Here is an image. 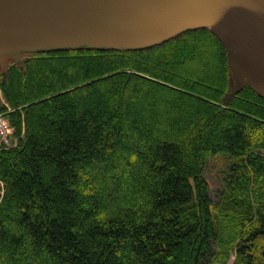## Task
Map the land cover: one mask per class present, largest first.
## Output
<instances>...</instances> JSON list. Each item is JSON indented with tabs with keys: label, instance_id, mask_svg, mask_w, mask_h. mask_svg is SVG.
<instances>
[{
	"label": "trees",
	"instance_id": "trees-1",
	"mask_svg": "<svg viewBox=\"0 0 264 264\" xmlns=\"http://www.w3.org/2000/svg\"><path fill=\"white\" fill-rule=\"evenodd\" d=\"M0 88L24 131L0 149V264H208L217 246L264 264V97L236 89L213 32L35 50Z\"/></svg>",
	"mask_w": 264,
	"mask_h": 264
},
{
	"label": "water",
	"instance_id": "water-1",
	"mask_svg": "<svg viewBox=\"0 0 264 264\" xmlns=\"http://www.w3.org/2000/svg\"><path fill=\"white\" fill-rule=\"evenodd\" d=\"M24 28L19 46L142 48L206 28L223 43L236 89L264 97V0H0Z\"/></svg>",
	"mask_w": 264,
	"mask_h": 264
},
{
	"label": "rangeland",
	"instance_id": "rangeland-1",
	"mask_svg": "<svg viewBox=\"0 0 264 264\" xmlns=\"http://www.w3.org/2000/svg\"><path fill=\"white\" fill-rule=\"evenodd\" d=\"M12 13H14V10L3 9L0 6V50H7L11 47L19 46L17 44L18 37L24 34L23 26L19 24V22L16 19L14 18L11 19ZM17 53H21V52H17ZM7 54L12 55L14 53L13 52L2 53L0 51V71L7 70L5 69V67L9 63L13 62L12 60L4 59L3 56ZM28 57L29 56L27 55L26 56L21 55L19 58L20 60H17L14 63L19 64L20 62L25 61V59ZM244 82L245 83L247 82L245 77H244ZM1 92H0V109L3 108V110L2 111L0 110V113L5 114V116H7L8 121L10 123L7 113L12 112L13 110L9 107V104L6 103L3 97V94ZM85 98L88 99L90 97L89 95H87ZM246 118L248 119V121L253 120V118L252 117L250 118L249 116H246ZM248 124L250 125V122H248ZM10 126H11L12 141L10 145L6 147L15 148L19 143L20 137L24 136V131L22 129L21 135L18 137L15 135L14 127L11 125V123H10ZM3 147L4 146L0 142V149ZM229 161L230 160L228 158L222 155L210 156V158L207 159L206 168L204 171V178L207 181L208 186H209V196L213 202V209H216V207L214 208V205H217L220 203L221 194L225 190V179L229 174V170H228ZM2 183L4 184L3 181ZM251 187H252V184L250 185L249 188L251 189ZM2 197L3 195H0L1 199ZM219 207L220 205L217 207V211H219ZM216 250L218 254H216L215 257L212 256L211 261L208 264H234L235 263V248L232 249L231 251L224 252L220 250L219 247L217 246ZM224 255H226L227 258L226 257L224 258L223 257ZM224 259H226V261Z\"/></svg>",
	"mask_w": 264,
	"mask_h": 264
},
{
	"label": "built area",
	"instance_id": "built-area-1",
	"mask_svg": "<svg viewBox=\"0 0 264 264\" xmlns=\"http://www.w3.org/2000/svg\"><path fill=\"white\" fill-rule=\"evenodd\" d=\"M11 135V127L8 121L0 115V141L5 145H9ZM4 192V184L0 181V195Z\"/></svg>",
	"mask_w": 264,
	"mask_h": 264
},
{
	"label": "flooded vegetation",
	"instance_id": "flooded-vegetation-1",
	"mask_svg": "<svg viewBox=\"0 0 264 264\" xmlns=\"http://www.w3.org/2000/svg\"><path fill=\"white\" fill-rule=\"evenodd\" d=\"M21 55H27V56H29V53H25V52H21V53H14V54H12V55H5V56H3L4 57V59H6V60H12L13 62H11V63H9L6 67H5V69H7L8 67H9V65L10 64H15V65H18L17 63H14V62H16L17 60H20L19 58H20V56ZM22 62H24V61H22ZM22 62H20V63H22ZM3 71V70H2Z\"/></svg>",
	"mask_w": 264,
	"mask_h": 264
}]
</instances>
